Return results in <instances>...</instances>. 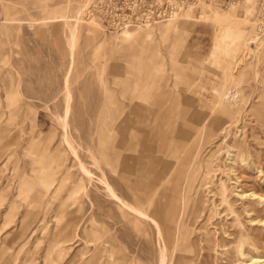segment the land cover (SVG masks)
<instances>
[{
  "label": "rangeland",
  "instance_id": "obj_1",
  "mask_svg": "<svg viewBox=\"0 0 264 264\" xmlns=\"http://www.w3.org/2000/svg\"><path fill=\"white\" fill-rule=\"evenodd\" d=\"M207 1L212 9L233 15L225 26L204 19L198 11L191 13L195 18L182 17L184 7L173 21L118 30L115 16L94 0H0V264H53L58 254V264H109L116 259L126 264H160L162 243L152 225L122 216L97 182L101 169L122 199L139 206L130 193L136 182L120 180L102 156L101 127L108 122V111L114 119L118 116L116 103L122 102L118 94L127 86L121 76L131 80L132 88L139 83L159 87L157 98L167 106L171 124L181 121L195 126L201 118L195 110L200 96L214 105L223 92L222 106L239 109L224 132L201 143L196 168H201L202 176L197 184L207 161L211 171L194 237L201 239V245L206 234L211 237L213 251L205 258L210 264H244L256 255L264 260V228L251 222L264 220V211L248 212V199L237 196L241 191L264 196V0H247V4L237 0L232 5ZM61 16L70 23L79 19L72 53ZM246 17L249 24L244 22ZM125 30L140 31L139 39L122 44ZM250 34L259 42L249 40ZM248 46L242 72L232 75L237 57ZM66 83L71 97L69 138L94 179L82 181L77 168H70L68 180L50 199L40 192L29 146L39 136L50 137L49 148L60 140L63 131L57 117L63 115ZM182 110L193 113L183 116ZM237 142L246 145L250 168L228 164L226 156ZM10 153L14 156L7 162ZM64 160L71 167L74 158L69 150ZM63 175L57 174L56 186ZM75 182L87 186L88 198L81 200L79 211L68 208L74 211L77 230L57 249L52 237L59 224L58 207ZM222 183L226 203L216 195ZM94 236L101 238L98 244L90 243ZM238 240L247 254L239 262L232 249Z\"/></svg>",
  "mask_w": 264,
  "mask_h": 264
},
{
  "label": "bare ground",
  "instance_id": "obj_2",
  "mask_svg": "<svg viewBox=\"0 0 264 264\" xmlns=\"http://www.w3.org/2000/svg\"><path fill=\"white\" fill-rule=\"evenodd\" d=\"M196 3L199 5H187L181 16L195 18V15L191 13L198 11L204 16V19H208L218 26H222L223 24L225 26V23L233 17V15L228 13H222L219 10L212 9L211 3L207 0H197ZM244 3L247 4V0ZM249 12L250 10H246L245 14L247 13L249 15ZM177 14L174 15L177 16ZM174 15L169 21H173L176 18ZM78 20L76 18L74 23H70L72 20H69L68 17L61 18V22H63L67 31L66 43L71 53L76 46ZM244 22L250 23L247 17L244 19ZM122 34V44H131L139 39L140 31L133 32L125 30ZM249 40L259 42L255 34H250ZM249 50L250 48L248 46L244 49L245 52L242 50V54L237 57L235 61L236 67H234L235 71L232 72V75L234 73H240V71L242 72L247 56L246 53ZM118 74L120 73L118 72ZM120 78L122 85L126 86L127 84V86L122 88L118 94L119 99L122 101L121 103H116L119 109L118 116L114 119V114L111 115V111H108V122H106V126L102 125L101 127L103 130L102 133H104L102 139V156L105 161L104 164L117 174L120 180H123L126 184H129L130 181L131 183L133 181L136 182L133 185V189H130V193L139 206L135 207L122 199L108 183L101 169V177L97 179V182L102 186L105 197L115 204L122 216L125 218L132 216L149 223L150 226L152 225L156 231L157 238L162 243L160 264H199L200 258L202 257L201 264H210L206 259L207 257L210 258L209 252L213 251L211 237L206 234L203 245H201V239L194 237L196 225L201 218L205 203L203 187L206 185L205 180H207L208 174L211 171L207 161L205 169L203 168L205 175L199 184H197L202 171L200 167L196 168L197 158L202 141L205 138L217 136L224 132L228 125H230L228 123H230L231 118L233 119L239 113V109L237 107L222 106L223 92H221L222 95L214 105H211L205 100L206 97L200 96V103L198 106L196 105L197 103L195 104L197 106L195 110L201 115V118L197 120L198 122L195 126H190L181 121H174L171 124L167 106L164 102H160V98H157L160 91L159 87H151L149 84L142 86L139 83L135 88H132L131 80L123 76ZM70 98V91L66 83L63 115L57 117V122L63 131L60 140L52 148H49L51 142L50 137L39 136L29 146L31 156L33 155L34 158L33 173L37 174L38 180H40V184L42 185L40 192L43 197L47 196L50 199L57 197L62 184L68 180L70 168L71 170L75 167L77 168L78 173L82 176V181L87 180L90 183L94 179L92 173L85 168L79 159L77 151L69 138ZM110 100L111 98L109 96V102ZM188 113L193 112L188 110L181 111L183 116H187ZM113 122L116 123L114 127L111 125ZM103 127H106L105 130ZM112 132L116 133L117 137L112 136ZM68 150L74 158L71 167L65 166L64 155ZM229 150L232 152V154L228 153L226 156L229 165L242 164L250 168V164L247 162L248 152L243 142H237ZM169 155L172 156V160H170L171 157L168 159ZM13 156L10 153L7 157V162ZM147 159L150 161L149 164L146 162ZM92 161L99 169L98 161L95 159ZM61 172L64 175L56 183V186L57 174ZM258 174L262 175V171L258 170ZM236 180L238 181L239 177ZM172 181L174 184H172ZM216 195L220 197L222 203L227 202L226 187L223 183L220 185ZM237 196L243 200L248 199L247 207H250L248 212L259 214L264 211V196L255 192L246 195L242 191L237 192ZM84 198H88L87 186L83 185V183L75 182L68 191L66 200L59 205V224L54 228V235L52 237V245L57 249L60 248L61 244L68 242L66 239L68 235L73 233L75 236L77 226H73L75 219L73 218L74 211L71 210L70 212L68 208L75 206L77 207L76 211H79L81 200ZM47 206L48 203H45L43 209H47ZM62 219H64V222H61ZM255 221H251L253 226L264 228V220L258 219ZM8 223L9 220L6 221V225ZM203 228L205 227L203 226ZM99 239L101 238L94 236L90 240V243L98 244ZM109 243L111 245V241ZM242 244L243 242L238 240L232 248L237 262L246 258L247 255ZM59 256L58 254L55 257L53 264L59 263ZM243 263L264 264V260L261 256L256 255L249 257ZM109 264H126V262L121 259H116V261Z\"/></svg>",
  "mask_w": 264,
  "mask_h": 264
},
{
  "label": "built area",
  "instance_id": "obj_3",
  "mask_svg": "<svg viewBox=\"0 0 264 264\" xmlns=\"http://www.w3.org/2000/svg\"><path fill=\"white\" fill-rule=\"evenodd\" d=\"M197 0H94L105 7L116 18V28L124 30L131 27L149 26L170 19L189 4ZM236 0H217L222 4Z\"/></svg>",
  "mask_w": 264,
  "mask_h": 264
}]
</instances>
